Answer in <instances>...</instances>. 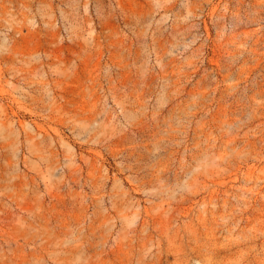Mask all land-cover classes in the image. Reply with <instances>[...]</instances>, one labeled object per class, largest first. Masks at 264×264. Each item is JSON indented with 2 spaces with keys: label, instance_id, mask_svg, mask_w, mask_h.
Masks as SVG:
<instances>
[{
  "label": "rangeland",
  "instance_id": "374dc122",
  "mask_svg": "<svg viewBox=\"0 0 264 264\" xmlns=\"http://www.w3.org/2000/svg\"><path fill=\"white\" fill-rule=\"evenodd\" d=\"M0 264H264V0H0Z\"/></svg>",
  "mask_w": 264,
  "mask_h": 264
}]
</instances>
